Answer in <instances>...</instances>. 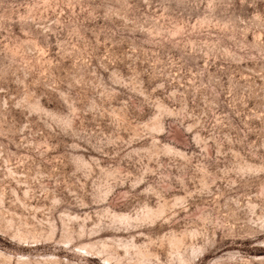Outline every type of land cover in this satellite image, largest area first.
I'll return each instance as SVG.
<instances>
[{"label": "rangeland", "instance_id": "1", "mask_svg": "<svg viewBox=\"0 0 264 264\" xmlns=\"http://www.w3.org/2000/svg\"><path fill=\"white\" fill-rule=\"evenodd\" d=\"M0 264H264V0H0Z\"/></svg>", "mask_w": 264, "mask_h": 264}]
</instances>
